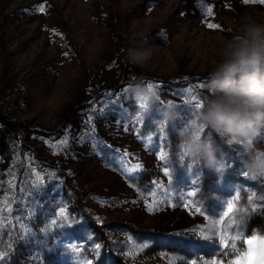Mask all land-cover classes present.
Here are the masks:
<instances>
[{"label":"rangeland","instance_id":"1","mask_svg":"<svg viewBox=\"0 0 264 264\" xmlns=\"http://www.w3.org/2000/svg\"><path fill=\"white\" fill-rule=\"evenodd\" d=\"M246 14L264 20V4L0 0V111L17 126L0 162V264L264 259V182L243 175L241 149L217 138L232 165L220 178L177 148L216 46ZM148 46L146 67L128 61ZM133 77L158 85L147 118L126 94ZM165 105L178 117L157 125Z\"/></svg>","mask_w":264,"mask_h":264},{"label":"clouds","instance_id":"2","mask_svg":"<svg viewBox=\"0 0 264 264\" xmlns=\"http://www.w3.org/2000/svg\"><path fill=\"white\" fill-rule=\"evenodd\" d=\"M154 55L151 46L130 48L128 61L146 67ZM203 107L195 120L178 130L177 148L182 157L203 165L222 178L232 165L217 156L219 141L241 149L243 175L253 182H264V148L257 145L264 134V20L242 15L231 34L222 38L203 86ZM126 94L147 118L152 106L160 103L154 88L148 90L143 77H133ZM157 125L174 122L175 105L162 106ZM213 133L208 136L207 133Z\"/></svg>","mask_w":264,"mask_h":264},{"label":"trees","instance_id":"3","mask_svg":"<svg viewBox=\"0 0 264 264\" xmlns=\"http://www.w3.org/2000/svg\"><path fill=\"white\" fill-rule=\"evenodd\" d=\"M17 133L16 124L10 120V118L0 111V162L7 160L12 153H9ZM257 223L262 224L264 222V212L257 219ZM255 223V224H257ZM129 264V263H121ZM138 264V263H135Z\"/></svg>","mask_w":264,"mask_h":264},{"label":"snow or ice","instance_id":"4","mask_svg":"<svg viewBox=\"0 0 264 264\" xmlns=\"http://www.w3.org/2000/svg\"><path fill=\"white\" fill-rule=\"evenodd\" d=\"M249 2H250V0H243V3H245V4H248ZM259 2L262 3V4H264V0H259ZM41 11H43V9H41ZM206 14L207 15H211L212 14V9L211 8L206 9ZM207 26L210 29L216 27V25H214V24H208ZM147 87H148V90L151 92L154 88L156 89L158 87V85H155L152 82H149L147 84ZM195 107L198 110H200L203 107V105L197 101L196 104H195ZM231 212H232V207H231V205H229L228 206V212L227 213H224V215H228V213H231ZM242 234H243L242 231L240 233H237L238 236L239 235H242ZM245 242L251 244V241H245ZM224 246H225V248H227V244H225ZM221 264H222V262H221ZM231 264H239V259L232 261ZM259 264H264V259H262L261 261H259Z\"/></svg>","mask_w":264,"mask_h":264}]
</instances>
